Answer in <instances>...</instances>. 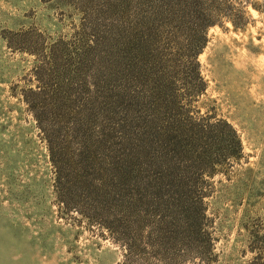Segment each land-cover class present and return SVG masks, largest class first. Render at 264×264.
Listing matches in <instances>:
<instances>
[{
    "label": "rangeland",
    "instance_id": "374dc122",
    "mask_svg": "<svg viewBox=\"0 0 264 264\" xmlns=\"http://www.w3.org/2000/svg\"><path fill=\"white\" fill-rule=\"evenodd\" d=\"M240 1L245 27L222 20L207 29L197 56L206 90L182 96L171 124L224 121L240 149L214 156L212 166L194 174L185 206L171 192L161 201L152 192L148 206L139 199L146 206L130 215V198L117 203L118 221L108 228L87 217L84 203L66 207L57 197L56 169L38 124L47 129L61 118L38 123L24 96L40 86L51 94L59 75L66 81L64 74L81 67L86 87L76 88L69 111L81 123L92 75L108 74L110 64L115 91L149 95V64L127 58L121 47L119 0H0V264H264V0ZM130 7L133 26L139 7ZM163 28L160 58L167 68L175 50ZM85 51L90 60L83 63ZM180 84L175 79L178 95ZM136 116L151 119L147 112ZM121 117L109 127L125 124ZM134 124L138 132L150 123ZM85 126L97 134L101 124ZM153 180L140 173L133 194L141 198L137 187Z\"/></svg>",
    "mask_w": 264,
    "mask_h": 264
},
{
    "label": "trees",
    "instance_id": "16d2710c",
    "mask_svg": "<svg viewBox=\"0 0 264 264\" xmlns=\"http://www.w3.org/2000/svg\"><path fill=\"white\" fill-rule=\"evenodd\" d=\"M133 2L139 12L132 26L126 17ZM242 4L240 0H119L123 20L118 28L122 34L121 47L127 58L134 55L143 65L149 64V95L130 96L115 91L117 79L114 66L110 64L108 74L98 70L92 75L94 91L88 92L83 103L81 123L69 117V111L75 106L76 88L86 87L81 79V67L64 74L66 81L59 75L57 88L51 94L40 86L24 96L38 123L49 117L61 118L60 124H50L47 129L38 125L46 135L50 160L56 169L57 197L66 207L76 208L84 203L87 217L101 219L109 228L118 221L117 203L130 198L131 202L127 201L130 205L126 202L130 215L139 206L144 207L146 203L148 206L150 201L146 197L152 192L160 201L164 194L171 192L185 206L192 193L190 185L194 183V174L212 166L214 156H232L235 149H240L234 130L224 121L209 125L202 119L189 120L188 128L171 124H176L175 116L182 109V96L193 97L206 90L197 56L206 45L207 29L222 20L229 21L235 29L244 28ZM145 7L148 12L143 10ZM163 27L167 28L169 43L175 50L167 68L160 58ZM146 52H150V60H146ZM80 59L83 63L87 61L88 52H82ZM175 79L181 83V95L176 94ZM145 112L151 115L149 121L136 116ZM120 114L125 124L110 128ZM70 120L73 121L71 126L67 124ZM135 121L150 124L135 132ZM85 124L101 126L95 134ZM116 132L119 137L114 136ZM140 173L153 175L157 180L144 181L137 187L135 193L139 191L142 195L137 198L131 189L136 186ZM143 198L146 203L142 204L139 199ZM111 210H115V214Z\"/></svg>",
    "mask_w": 264,
    "mask_h": 264
}]
</instances>
